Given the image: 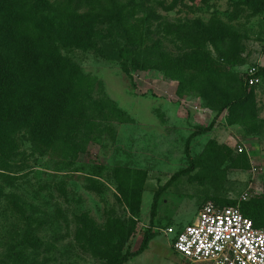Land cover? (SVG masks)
Segmentation results:
<instances>
[{
  "label": "rangeland",
  "instance_id": "1",
  "mask_svg": "<svg viewBox=\"0 0 264 264\" xmlns=\"http://www.w3.org/2000/svg\"><path fill=\"white\" fill-rule=\"evenodd\" d=\"M72 8L96 25L95 46L62 50L85 95L61 116L54 151L22 138L21 176L0 177V264H111L101 251H136L150 228L148 250L127 264H188L167 229L194 223L208 203L249 219L245 203L264 207V75L249 86L251 69L264 68V0ZM245 90L246 104L228 108ZM213 121L190 144L193 171L172 180L191 167L188 139Z\"/></svg>",
  "mask_w": 264,
  "mask_h": 264
},
{
  "label": "trees",
  "instance_id": "2",
  "mask_svg": "<svg viewBox=\"0 0 264 264\" xmlns=\"http://www.w3.org/2000/svg\"><path fill=\"white\" fill-rule=\"evenodd\" d=\"M44 4L43 0H0V177L6 180L22 174L15 160L21 139L35 148L54 151L61 116L85 95L86 84L79 67L62 50L65 46H95L96 25L89 21L90 16L72 8L73 0H56V8L48 3L44 8ZM263 75L264 68L256 74L260 79ZM243 95L227 107L245 105L249 94L245 90ZM214 125L215 121L188 139L186 155L191 167L176 173L172 180L193 171L190 144ZM0 194L5 197L2 189ZM159 195L158 192L154 198L151 225L157 215ZM243 210L256 228L264 226L262 204L245 203ZM82 223L87 225L85 220ZM154 236L150 228L138 250L128 248L117 255L103 250L101 254L111 264H127L148 250Z\"/></svg>",
  "mask_w": 264,
  "mask_h": 264
},
{
  "label": "built area",
  "instance_id": "3",
  "mask_svg": "<svg viewBox=\"0 0 264 264\" xmlns=\"http://www.w3.org/2000/svg\"><path fill=\"white\" fill-rule=\"evenodd\" d=\"M257 72L250 71V87L261 81ZM165 234L175 235L174 251L188 264H264V229L256 228L237 207L208 203L194 223Z\"/></svg>",
  "mask_w": 264,
  "mask_h": 264
}]
</instances>
